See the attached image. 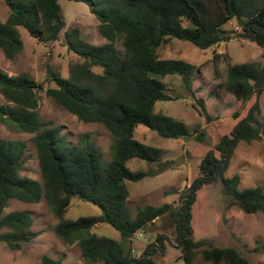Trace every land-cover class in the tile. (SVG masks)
<instances>
[{
  "label": "trees",
  "instance_id": "16d2710c",
  "mask_svg": "<svg viewBox=\"0 0 264 264\" xmlns=\"http://www.w3.org/2000/svg\"><path fill=\"white\" fill-rule=\"evenodd\" d=\"M9 12L0 20V50L10 59L19 53L23 41L18 26L42 41L58 39L64 27L58 0H2ZM88 4L98 20V30L106 39L92 44L80 36L78 27L63 30L67 48L80 57L69 65L68 76L48 69L52 87H43L25 73L8 75L0 69V120L11 122L19 131L31 133L37 152L40 180L20 173L25 142L0 138V241L18 250L36 236L30 229L32 216L25 210L4 212L10 199L34 203L44 197L56 222L55 235L64 243L76 244L81 257L91 264H153L152 255L163 248L159 234L139 256H133L127 243L157 217L168 213L175 240L185 264H193L196 253L206 261L250 264L233 246L205 245L204 238L192 235L191 205L204 184L220 182L229 206L245 213H264V187L260 184L239 188V175L225 176L229 160L239 141L264 137V118H258V96L264 87V64L247 61L227 65L225 86L237 99L255 95L246 115L236 121L229 134L222 135L201 158L198 173L179 193V205H144L131 215L126 181L153 174L149 169H131L127 161L136 158L154 163L157 171L168 167L161 161L163 149L137 140L134 130L144 125L161 137L191 135L186 124L170 115L155 112L157 100L172 99L161 78L177 75L190 90L199 67L174 57H161L158 48L171 39L191 42L205 49L229 37L222 26L235 19L233 34L264 47V0H74ZM117 43L119 47H117ZM94 68H98L95 70ZM39 91L84 122L102 124L112 135L111 155L104 160L89 140L71 144L61 127L43 121L39 114ZM197 112L206 116L202 99ZM236 115V114H234ZM199 140L201 128H193ZM73 197L99 208L96 215L65 218ZM107 223L120 239L98 235L91 229ZM252 252H264V239H255ZM38 264H61L59 258L41 255Z\"/></svg>",
  "mask_w": 264,
  "mask_h": 264
},
{
  "label": "rangeland",
  "instance_id": "374dc122",
  "mask_svg": "<svg viewBox=\"0 0 264 264\" xmlns=\"http://www.w3.org/2000/svg\"><path fill=\"white\" fill-rule=\"evenodd\" d=\"M60 13L64 20V29L76 26L80 36L92 44H102L106 39L98 30V20L90 12L88 4L82 1L58 0ZM8 8L0 0V20L5 21ZM229 37L205 49L191 42L173 38L158 48L161 57L180 58L195 64V72L190 90H187L177 75L161 78L165 83V92L172 99L157 100L154 111L182 120L191 135L183 138H166L144 125H138L133 136L149 145L163 149L161 161L167 160L168 167L157 171L154 163L132 158L127 161L131 169H149L153 174L137 181H126L128 189L127 203L134 216L136 209L144 205L158 206L169 203L179 205V193L183 191L198 173V164L204 154L213 148L218 139L229 134L236 121L244 117L250 105L255 101L253 95L245 101L237 99L225 86L228 64L258 61L264 64V47L255 42L235 36L238 30L235 19L222 26ZM63 30L57 40L39 41L18 26L23 47L13 58H6L0 50V69L8 75L28 74L43 87H52L54 83L47 79L48 69L68 76L69 65L80 61V57L70 51L63 38ZM117 47L119 44L117 43ZM98 70V68H94ZM264 82V75H263ZM39 114L43 121L61 127V134L71 144L80 145L84 140L91 141L101 152L104 160L111 155L112 135L108 129L97 122H84L65 110L43 91H39ZM201 98L207 117L200 115L195 106ZM0 102H4L0 94ZM260 113L264 118V87L258 96ZM195 105V106H194ZM236 114V115H234ZM202 128L203 138L199 140L193 128ZM31 133L19 131L11 122L0 120V138L18 139L25 142L22 175L40 180L37 152L31 141ZM239 175V188L260 184L264 187V137L250 142L239 141L229 160L225 176ZM229 197L224 194L220 182L202 185L191 205L190 225L195 240L204 238L205 245L233 246L245 255L250 264H264V252L255 253L251 249L255 239H264V213H245L236 206H229ZM25 210L32 216L30 229L36 236L24 243L18 250L9 249L0 241V264H38L41 255L63 260V264H91L81 257L80 249L74 244L64 243L58 238L53 225L56 218L52 214L44 197L38 202L28 203L10 199L4 212ZM99 208L73 197L68 205L65 218L76 219L80 216L96 215ZM98 235L120 239L116 229L107 223H99L91 229ZM159 234L164 236L163 248H157L152 255L153 264H185L180 258V249L175 240V229L168 213L163 214L143 230L135 232L128 244L130 253L139 256L146 245L155 241ZM39 237L37 238V236ZM136 264V263H135ZM193 264H225L206 261L196 253Z\"/></svg>",
  "mask_w": 264,
  "mask_h": 264
},
{
  "label": "crops",
  "instance_id": "0c3cea01",
  "mask_svg": "<svg viewBox=\"0 0 264 264\" xmlns=\"http://www.w3.org/2000/svg\"><path fill=\"white\" fill-rule=\"evenodd\" d=\"M39 237V235L37 236V238ZM61 261V264H63V260H60Z\"/></svg>",
  "mask_w": 264,
  "mask_h": 264
}]
</instances>
